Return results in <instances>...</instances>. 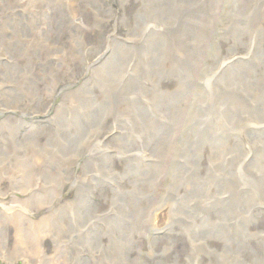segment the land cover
<instances>
[{
  "label": "bare ground",
  "instance_id": "obj_1",
  "mask_svg": "<svg viewBox=\"0 0 264 264\" xmlns=\"http://www.w3.org/2000/svg\"><path fill=\"white\" fill-rule=\"evenodd\" d=\"M29 1L0 0V50L10 56L3 72L8 87L0 92V106L6 104L27 111L31 108L24 104L25 100L31 107H40L45 97L60 91L66 102L58 107L56 129L47 138L42 137L36 125H27L20 117H7L0 122V196L7 195L2 193L6 181L29 193L24 200L5 198L1 204L0 258L6 257L8 264H14L19 257L31 263L41 260L43 264H76L78 247H84L89 252L107 251L112 263L122 257L123 264H146L147 256L156 264H239L237 259L240 264H264V244L259 241L253 246L249 240L251 228L264 216V0H232L231 7L229 3L224 22L234 30L233 43L226 57L219 47L215 63L209 59L207 43L219 0H148L147 5L138 8L132 31L152 25L155 29L148 64L154 83L150 94L155 107L163 112L161 121L152 120L150 112L131 97L140 87L136 66L139 53L134 49L113 40L107 59L93 68L90 77L86 75L89 63L85 57H98L106 50L105 37L102 43L94 45L86 36L104 24L101 0ZM42 2H47L48 10L39 24L35 11ZM88 14L95 19L93 26L86 23ZM107 14L111 15L110 10ZM161 16L164 24H152ZM254 39L258 42L257 62L261 63L258 71L251 68V61L249 64L241 59L235 63L229 60L241 46H246L247 55H252ZM188 54L196 56L194 76L185 68ZM221 59L225 60L222 64L226 69L211 76L213 65L218 66ZM81 63L80 78L76 75ZM65 77L80 78L82 82L78 85L76 80L61 90L60 82ZM166 80L176 82L177 86L169 88L171 82ZM194 80V84L211 83L209 93L199 87L189 89ZM238 87H244L253 96L251 102L248 97L236 95ZM79 107L83 108L82 113ZM135 108L141 111L152 134L151 156L157 160L153 165L139 162L143 139L135 137L128 123L130 111ZM252 118L261 120L254 130L249 125ZM100 129L104 132L96 139L95 133ZM116 129L120 132L110 138L115 141L117 156L126 160L124 174L129 185L106 198L111 207L118 209V216L111 222L117 227L116 237L107 242L98 223L103 214L92 205L80 213L75 209L82 203L85 207L90 205L81 184L85 175L92 174L102 189L106 184L103 171L116 170L115 155L106 154L105 139ZM243 132H247L254 145H260L255 154L249 155L244 148L240 140ZM57 152L74 153L85 163L80 166L71 159L60 164L53 158ZM252 155L246 167V159ZM136 159L140 164L137 171L132 168ZM250 170L261 172L260 187L249 176ZM14 173L23 176L18 179ZM67 185L75 189L76 197L62 204ZM37 187L47 191L40 193ZM167 202L176 205L187 223L185 228L174 217L170 220ZM195 202L204 205L203 211L191 208ZM18 203L31 206L39 214L36 220L28 219ZM76 203L75 224L81 232L75 229L69 211L70 205ZM159 223H168L177 238L161 253L155 249L147 252L142 249L143 238L149 242L156 240L153 233ZM10 227L17 238L12 249L8 243ZM263 233L257 231L253 235L260 239ZM84 234H88V239L82 243ZM201 239L220 244L211 249L204 262L198 245ZM48 240L54 243L51 252L45 247ZM180 240L190 246L186 260L178 258L174 263H166L165 258ZM63 241L68 242L64 247ZM137 245L139 254L135 256ZM85 264L99 261L87 258Z\"/></svg>",
  "mask_w": 264,
  "mask_h": 264
},
{
  "label": "rangeland",
  "instance_id": "obj_2",
  "mask_svg": "<svg viewBox=\"0 0 264 264\" xmlns=\"http://www.w3.org/2000/svg\"><path fill=\"white\" fill-rule=\"evenodd\" d=\"M101 1L104 4V13H103L104 18L103 19H105L106 21L104 20V24H102L101 28H95L91 30L90 32L87 33L86 36H87L88 42L89 43L91 42V44H94V45H96L99 41H101L102 43L105 37L106 50L103 52L101 56L97 57V56L89 55L85 57V61L89 63L87 64L88 66L87 68H89L86 71V75H88L87 77L91 76L93 68L98 67L100 64L104 62V60L107 59L109 53L112 50L113 40L116 41L119 45L121 44V46L127 47L129 49H134L135 51L139 53V56L136 59V66H137V71H138V76H139L138 81H139L140 87L136 88L135 92L133 93V95H131V97L134 98L141 107L145 108L147 111L150 112L151 115H149V117L152 120L154 121L163 120V117H164L163 112H161L159 109L155 107L156 103L150 94V91L154 88V83L152 81L151 71H150V67L148 64L149 62L148 61V49H149V46L152 40L151 35L153 31H155L154 25H152V27H147V28L145 27L139 32L132 31L133 17L136 11L142 4L147 5L148 3L146 2L148 0H101ZM231 2L232 0H219L216 3L215 16L212 17V20L210 21L212 35H210L209 37L207 47H208L209 59L212 61L215 60L213 63H215L216 60H218L219 47L222 48L223 50V53H224L223 57H226L229 54L227 52V49L233 43L234 30L224 22V19L226 18L228 11H229V3L231 7ZM42 3L44 4H42L41 8L35 11V14L39 20L38 21L39 24H42L41 20L43 18L42 16L44 14V11L47 13V10H48L47 4H46L47 2L46 3L42 2ZM108 10H110L111 15L107 14ZM66 12L68 13L69 9ZM87 16H89V21H86V23L93 26L95 23L94 21L95 19L93 18L92 15L90 16V14L86 15V18ZM164 22H165L164 17L161 16L157 20L155 18L152 24L153 23L164 24ZM251 23H253V19ZM61 31H62V28H61ZM7 33L10 34L9 32ZM31 34L33 35V37H36L34 33L31 32ZM245 41L249 43V39L247 37L245 38ZM63 42H66L65 38H63ZM257 44H258L257 40L254 39L253 48L251 50L252 55L250 54L247 55V52L249 50L247 49L246 46L245 47L241 46L237 50H235L236 51L234 52L235 54L230 56L229 60H233V62L235 63L236 61L241 59L243 61H246L247 63L249 62V64L251 61L252 63L251 68L256 69L258 71L260 69L261 63H259V61L257 62V55H258L256 51ZM9 57L10 56L7 55V51L0 50V92H2L5 89V86H7V83L3 76V72L5 71L7 67L6 63L9 60ZM194 57L196 56H194L193 54H188V55H185V59H184L185 68L187 72L192 76H194L195 72H197V69H196L197 63ZM220 62L221 63H219L218 66L216 64L213 65L214 70L212 71L211 76H215V74L218 73V71H221L222 73V71L226 69L222 64V63H226L225 60L221 59ZM37 65H38V62H37ZM80 67H82V63L79 65V69L76 75L78 77H80L79 75H81L82 73V68ZM80 78L76 79V80H79L78 85H80L82 82L80 81ZM76 80L68 79L65 77L64 80L60 82V89L63 90L65 88H68L71 84H74ZM166 81L167 83L171 82L167 85L171 89H174L177 86V83L174 81H170V80H166ZM195 81L197 80H194L192 84L188 86L189 89L195 90V87H199V88H203L207 90L209 93L211 83H208L206 81V82L194 84ZM235 92L239 98L248 97L249 102H251L253 98L252 95L244 91V87H238V89H236ZM65 102L66 101H64L62 92L60 91L54 94L52 97H45L40 107L37 106L36 104L32 105L31 107V104L28 102V100H25L24 104L28 103L29 108H31L30 110H27V111H23L22 109H19L18 107L10 108V106H7L6 104L2 103L4 106H0V122H4L3 120L7 117H20L25 120V123L27 125H31V126L36 125L38 130L42 132V137L47 138L48 135H50L56 129V126L58 123V107H61V105L65 104ZM78 110L80 113L83 112L82 107H79ZM260 121L261 120L258 118L250 119L249 121V125L251 126L250 128L254 130L255 126ZM128 123L129 125L131 123L132 130H133L135 137L139 139H143L144 144H143V149L140 154L139 162L141 161L142 162L141 164L143 165H153L157 163V160H155V158L151 156L152 146H151L150 140H152L151 138L152 134L150 133L149 130H147L143 115L138 108H135L132 111H130ZM261 128L262 126H260V129ZM101 132L103 134L104 129H100L95 133L96 139L102 136L100 135ZM105 132L107 133L108 131H105ZM119 132L120 131L117 129L113 130V132L109 134L110 136L109 137L107 136L105 138L106 142L108 143L106 145V154L108 156L113 155V154L115 155V169L116 170L112 171L111 169H109V170L103 171L102 176H103V179L106 180V184L102 186L103 187L102 189H101V186L98 185L99 182L97 183V181L94 179L92 174L85 175L83 179H81V184L84 187V194H85L84 198L90 201V205L88 207H85L84 205L85 203L84 204L82 203L81 205L77 206L78 207L77 209H75L76 212L80 213L84 209L86 211L87 208H89L92 205V207L94 208L96 207L98 213L103 214L99 218L100 220L98 221V223H99V226L103 229L104 233L106 234L105 239L107 242L109 240H114L116 237L117 227L115 224L111 222L113 219H115L118 216V209H116L115 207H111L109 202L106 201V198L111 197L114 190L120 187L126 188L129 185L127 182V178L125 177V174H124V166L126 164V160H122L119 158V156H117L118 152L114 148L115 141L113 142L112 138H110V137L117 135ZM7 134L3 133V135H7ZM240 140L242 141L244 148L249 153V155H250V152L255 154L260 148V145H254V143H252L253 141L251 137L247 134V132L240 133ZM73 154L74 153L66 154L64 152H57L54 154L53 158L60 164L61 163L65 164L67 161L71 159L74 163H78L80 166L85 163L84 158L73 155ZM253 156L254 155L247 157L246 162H245L246 167L249 165ZM103 160L107 162V159H103ZM137 163H138V160L136 159L132 167L133 170L135 171H137L140 166V164H137ZM204 164L205 165L207 164L208 166V162L205 163L204 161ZM247 172L249 176L253 179L255 184H259L258 181L261 178V172L260 171L257 172L253 170H250ZM244 173L246 174V170L244 171ZM76 174L77 173L73 168V175L76 176ZM22 176L23 175L19 173L15 174V177L18 179H20ZM191 184L189 185V191H192L193 189V185ZM256 186L260 187L261 185L259 184ZM3 188L4 189L2 193H7V195L6 197L0 196V207L5 198H7L8 200H11L14 198L24 200L26 198H29V193H24L23 191L19 190L18 186H11L8 181L3 183ZM36 190L39 191L40 193H45L47 191V188L44 189L43 187H37ZM172 192L173 190L171 191V195L173 194ZM75 197H76L75 189L67 185L64 190L63 198L61 199L62 201L60 203L67 204L68 202L73 201ZM168 201H173V200H168ZM167 204H170V205H167ZM18 205L21 208L23 214L28 219L32 221L36 220L39 214L34 212L31 206L25 203L23 204L18 203ZM76 205L77 203L74 204L73 206L70 205L69 211H70V216L72 218L75 229L81 232L82 231L81 228L75 224L76 217H75L74 208ZM165 205H167V207L170 206V209H168L169 213L167 212L169 214L168 216L171 217L170 220L173 221L172 217H174V220L177 221L178 224H180L181 226H184L185 228L187 223H184L185 218H183V216L179 213L176 205H174L171 202H167ZM202 205L203 204L201 202H195L190 206L193 210L200 212V211H203L204 205L203 206ZM262 209L264 211L263 207ZM156 228H155V232L153 233V235H155L156 240L152 239L151 242H149L143 238L142 249L146 250L147 252H152V250L155 249L157 253H161L163 248L167 244H169L172 239L177 238V234L172 233L173 228H171L170 225L168 226V223H165V224L159 223L156 225ZM177 230H181V227L177 226ZM257 231L264 232V216L262 220L256 226H253L251 228V233H253L254 235L255 233H257ZM253 234H251L249 238L253 246L257 245L259 241L262 244H264V242H262V240L264 239V233L261 234L262 237L260 239H257L256 237L257 235L254 236ZM8 236H9V240H8L9 247L10 249H12L13 246L16 245L17 238H16L14 230L11 227L8 230ZM85 238L88 239V234H84L82 243L85 241ZM200 241L201 242H199L198 245L200 246L199 248L201 250V253L204 254V255L201 254L202 255L201 261L204 262V260L209 259V255L211 254L210 253L211 249L213 250L216 247H220V244L214 241H211L210 239H204V240L201 239ZM185 242L187 243V241ZM67 243H68L67 241L61 242L63 247L66 246ZM45 247L48 249L49 252H51L54 249L53 241L48 240L45 244ZM138 248H139V245L136 246V252H134L133 255L137 256L139 254ZM189 248L190 246L188 243L185 246L184 241L180 240L177 248H175L173 253L165 258L166 263L167 262L174 263L178 258L182 260L184 259L185 261L186 254L190 252V251H187L189 250ZM0 249H2L1 236H0ZM123 256L124 258H126V253H123ZM87 258H89L91 261L98 260L99 264H123L122 257H118L114 261V263H112L111 260H109L110 259L109 254L105 250L104 251L99 250L97 252L95 251L89 252L84 247H78V250L76 252V260H75L76 264H85V261L87 260ZM144 259L147 261L146 264H156V262H154L152 258H149L146 256L144 257ZM236 262L240 264V261L238 259ZM0 264H8V259L6 257L0 258ZM14 264H43V263L41 262V260H38L36 263H31L29 262V260L19 257L14 261Z\"/></svg>",
  "mask_w": 264,
  "mask_h": 264
}]
</instances>
